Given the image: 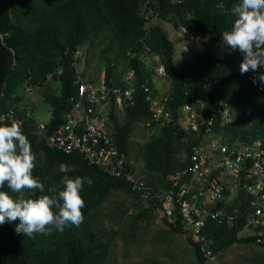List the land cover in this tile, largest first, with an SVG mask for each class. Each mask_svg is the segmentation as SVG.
<instances>
[{
    "label": "clouds",
    "instance_id": "clouds-1",
    "mask_svg": "<svg viewBox=\"0 0 264 264\" xmlns=\"http://www.w3.org/2000/svg\"><path fill=\"white\" fill-rule=\"evenodd\" d=\"M195 2L201 4V0H144L142 2L141 7L145 6L146 11H152L155 14L153 18L158 21L148 24L149 16L139 11L143 23L138 28V38L144 41V49L138 57V65L128 67L124 79H119L120 82H123L122 86L108 85L105 81L101 87L91 86L89 84L91 79L85 76L84 70H81L84 67L83 51L81 47H72L70 66L74 68L75 72L73 79L75 91L66 101L67 106L62 114L63 122L52 130L53 132L46 135L53 147L64 148L65 153L77 152L88 165L97 167L108 176L131 182L133 192L138 195L136 198L146 204L144 208L133 214V222L150 209L148 205L153 201H150L151 195H148L147 188L145 190L134 188L133 182L129 179V175H133L137 180L136 184L142 186L145 180L144 173L142 172L143 176H140L141 172L137 169L126 172L131 165V160H123L122 156L118 154L119 148L112 135L111 125L108 127L110 120L106 111L107 104L109 105L110 101L121 103L123 100L133 97L134 92L138 90L152 100L154 125L171 121V114L165 106L170 95L174 75L166 69L168 58L164 51H170V59L172 58V63L176 67L181 60L178 59V54L188 59V64L184 66L186 71L187 67L196 62L198 58L206 60L207 51L209 53V50H206L207 46H210L212 56L217 55L216 45H221L222 53L230 49L232 54L242 61L240 73H247L248 80L256 86L255 98H259L257 92H260L263 97V101L256 104H260L264 108V0H234L228 9L223 3L218 4L217 7L223 9L225 14L223 16L220 13L215 14L220 30V33L217 34L214 33L213 26L204 20L205 16L197 17L195 11L190 9ZM167 5L170 6L168 11L161 14ZM213 9L215 10V8ZM164 24H168L170 30L165 28ZM156 26L164 34L169 48L165 49L166 47L163 45H160V48L145 45L153 39L154 27ZM169 31H172L170 37L167 35ZM3 35L0 32V41ZM176 45L180 46L178 54ZM145 54L151 55L153 59L149 61L142 59L141 57ZM74 55L77 57L76 61L73 58ZM118 57H115L109 64L112 65V62ZM216 60L212 58V62L208 61L210 68L208 67L207 71L215 68ZM15 63L16 59L13 58L11 65ZM62 69L59 66L52 71L50 78L54 74L60 76L63 72ZM137 69L138 71H136ZM197 69L198 73L194 75L196 94L207 86L206 79H209L210 76L206 70ZM167 76L170 78V83L166 91L159 96L161 102L155 103L153 98L159 94L160 79ZM154 78L158 80L157 86L153 84ZM178 78L179 82L185 85L190 80V75H180ZM52 80L53 88L58 87V77L56 79L52 77ZM25 88L27 96L33 95L36 99L38 94L42 95L45 92L27 83H24ZM32 89H35L36 92ZM181 91L182 89H179V93ZM98 92L100 95H97ZM184 95H187L190 100L194 99V101L191 102L192 105L190 102H186L178 107L177 113L179 115L184 113L182 118L186 126L182 127L187 128L191 122L196 128L199 111H195V109L199 107L198 99H196V95L187 94L186 91ZM102 98L106 100L107 104L104 102L100 107L102 111H95L91 103L98 102ZM215 107L217 111L221 110L219 115L221 125L229 121L234 122L242 110L240 104L229 100H219L215 103ZM31 114V111L27 109L23 119L18 120L17 123L12 122L10 126H0V264H76L80 260L83 263L90 261V264H103L107 254L108 241L97 239L96 232L89 229V223H100L103 218V215L100 214V208L107 195L102 202L97 203L90 210V218H86L88 227L85 228L83 224L86 220L82 213L85 201L82 199L81 193L85 184L89 186L93 184L91 178L76 177L71 179L64 175L61 180L63 186L61 185L59 189L56 187L49 188L48 192L51 195L44 193L43 182L39 177L33 175L37 167L36 154L21 128L28 122ZM32 116L34 117L33 114ZM49 118L37 120L34 117L37 128L47 130ZM146 124L148 123L146 122ZM253 126V124H244L242 130L247 133ZM95 128L101 132V137H97ZM152 129H154L153 125ZM219 133L221 135L219 134L218 137L214 133L210 139H206L204 148L196 151L205 152L207 155V163L201 167L212 165L216 167V170L220 169L221 179H216L219 184H222L221 190L224 189L227 200L235 201L230 210H228L230 205L222 203L218 199L221 190L215 193L214 198H211V186L209 184L213 178H202L198 170H192L196 181L180 189L177 195L165 194L161 190L153 192L155 199L163 198L160 205L153 203L156 205L153 209L156 208L161 218L166 220L167 226H169L168 231L171 230L170 224L175 227L174 222L178 220L181 229L175 227L177 229L175 231H182L188 242L189 238L192 240V243L189 242L191 246L188 245L187 250L192 251V253L197 251L203 264L223 263L225 253L233 244L248 243L254 253L255 244L264 243V224H262L264 221V173L256 171L254 165L257 160L256 153L264 150V145L253 138H246L250 141L239 140L237 134L234 133V128L228 127L227 133H223L220 129ZM213 144L217 145V148H212ZM222 147L227 150L244 151L245 154L243 159L239 161L236 174L226 170L223 165V168L217 166V160L226 155V151L221 150ZM101 148H104L105 152L113 151L108 162L98 159V152ZM111 170L118 171V174ZM59 171L67 173L70 168L67 164L61 163ZM235 175L238 177L235 178ZM5 187L10 190V194L3 190ZM182 190L185 191L182 199L191 206L205 210L199 214L193 213L190 221L182 219L173 211L178 207L176 199ZM199 191H202L203 194L199 195ZM167 195H173L172 201H174L169 207L170 214L165 213L169 208L165 209L164 207V202L168 201ZM227 213L235 214L229 224L230 227L236 223H241L242 227L237 232L236 240L229 247L221 248L219 245H214L211 235H213V229L224 225L223 216ZM212 214L216 218H220L221 223L217 222ZM197 220H202L199 227L194 225ZM244 229H247V232L241 234ZM78 236L84 238L82 241L85 245L80 246L77 243ZM246 238H253L252 242L246 241ZM55 241L58 242L60 253L57 257L51 258L48 250ZM100 241L106 243L103 250L92 247ZM246 261L254 264L252 255L246 258ZM187 263L183 259H179V264Z\"/></svg>",
    "mask_w": 264,
    "mask_h": 264
},
{
    "label": "trees",
    "instance_id": "trees-1",
    "mask_svg": "<svg viewBox=\"0 0 264 264\" xmlns=\"http://www.w3.org/2000/svg\"><path fill=\"white\" fill-rule=\"evenodd\" d=\"M143 1L0 0V32L4 34L0 41V126H10L12 122L17 123L18 120L23 119L27 109L33 114L42 101L49 104L51 114L47 121V130L37 128L32 114L28 122L21 126L23 134L30 141L37 157V167L33 175L43 182L46 192L51 187L59 189L64 175L71 179L88 177L93 180L91 186L84 185L81 193L85 201V207L82 209L86 220L83 224L85 228L88 227L87 219L90 218V210L97 203L102 202L111 189L124 190L129 196L138 197V195L133 192L131 182L108 176L97 167L88 165L77 152L65 153L64 148L53 147L46 135L53 132L52 130L63 122L62 114L67 106L66 101L75 91L73 82L75 72L70 66L72 47L87 46L88 59L98 49V56L106 68L105 83L108 85H123L118 78L120 74L113 72L114 67L120 61L126 60L129 67L138 65V57L144 49V41L138 38V28L143 23V18L139 15ZM233 1L201 0V4L195 2L190 9L195 11L197 17L205 16L204 20L213 26L214 33L217 34L220 30L215 14L220 13L222 16L225 14L224 10L219 9L217 5L223 3L228 9ZM169 8L170 6L167 5L161 14H165ZM145 45L156 48L163 45L165 49L170 47L167 46L168 42L157 26L154 27L153 39ZM220 47L221 45L215 46L217 55L212 56L211 48L207 46L206 50H209V53L207 51L206 60L198 58L196 62L187 67L186 71L185 67L177 68L172 63L170 51H164L168 58L166 69L174 75L165 106L171 114V121L154 125L152 100L138 90L134 92L133 97L121 103L110 101L108 105L103 98L91 103L95 111H102L100 107L104 102L107 104L106 111L110 120L108 127L111 125L112 135L119 148L117 150L119 156H122L123 160H130V155L140 159V168H135L131 162L126 172L137 169L144 173L143 184L147 188L148 195H151L150 201L154 204L160 205L163 200V198L155 199L154 191L161 190L165 194L177 195L180 189L196 181L195 174L191 170L195 162L192 156L196 150L204 148V141L210 139L214 133L218 137L220 129L223 133H227L228 127L234 128V133L237 134L239 140L253 138L264 145V108L256 104L262 102L263 97L260 92H257L259 98H255L256 86L248 80L247 73H240L242 62L240 58L234 56L230 49H228L230 52L225 50L222 53L223 50ZM98 56L97 59H99ZM117 56L119 57L110 65L109 62ZM13 58L16 59V63L11 65ZM212 58L217 59L215 68L207 71L208 67L210 68L208 61L212 62ZM59 66L63 68L62 74L60 76L54 74L50 78V73ZM197 68L201 71L206 70L210 75L209 79H206L207 86L198 94H196L197 89L194 85V75L198 73ZM180 75H190L187 84L183 85L179 82L177 77ZM109 76L112 77L114 84L108 81ZM52 77L55 79L58 77L59 86L49 90L53 81ZM24 83L45 92L42 95L38 94L37 99L33 95L27 96ZM179 89H182L181 93ZM185 91L187 94L196 95L199 102V107L195 109L199 111L196 128L191 122L187 128L179 125L183 124V121L178 119H181L184 113L179 115L178 107L183 103L194 101L184 95ZM97 95L100 93L98 92ZM219 100L234 101L242 106L234 122L229 121L221 125L219 119L221 110L217 111L215 107V103ZM138 122H144L150 130L146 139L136 135L140 127ZM244 124L254 126L244 133L242 130ZM152 125L154 130H152ZM129 134H133V137L128 142ZM61 163L67 164L70 171L60 172ZM219 170L209 165L207 169L199 168L198 172L201 173L202 178L212 177L220 180L221 171ZM3 190L10 194L7 187ZM218 199L230 205L228 210L235 203L225 198L224 189L221 190ZM153 203L148 205L150 210L156 206ZM173 211L181 217L178 207ZM223 221L224 225L213 229V235H211L214 245H219L221 248L229 247L236 240L237 232L242 227L241 223L230 227L231 220L227 218V214L223 216ZM174 223L176 228L181 229L178 220ZM175 227L170 224L171 230H177ZM83 239L80 236L77 237V243L80 246L85 245ZM252 239L246 238L245 240L251 243ZM189 242L192 243L190 238ZM256 246L264 248V243L255 244L254 253L253 249L250 252L254 264H261L264 254L260 252L264 249L256 250ZM92 247L103 250L106 243L100 241ZM189 252L192 253V251ZM48 253L51 258L59 255L60 249L57 241L49 248ZM194 253L197 264H203L199 253L197 251ZM169 256L174 264H179L176 250L171 251ZM76 264H90V261L83 263L80 260Z\"/></svg>",
    "mask_w": 264,
    "mask_h": 264
},
{
    "label": "rangeland",
    "instance_id": "rangeland-1",
    "mask_svg": "<svg viewBox=\"0 0 264 264\" xmlns=\"http://www.w3.org/2000/svg\"><path fill=\"white\" fill-rule=\"evenodd\" d=\"M141 13L149 16L148 24L155 23L158 20L153 18L155 14L152 11H146L145 6H142ZM165 28L170 30L168 24H164ZM171 32H168V37L171 36ZM87 46H82L81 49L84 54V67L81 70L85 72V76L89 77L91 86L101 87L105 81L106 70L103 66L100 57L98 56V49L92 53V56L87 60ZM180 49L179 45H176V51ZM97 56L99 59H97ZM181 59L177 63L178 68L186 66L189 62L180 54L177 55ZM76 61V55L73 56ZM142 59L149 61L152 60V56L145 54ZM182 58H184L182 60ZM126 60L120 61L113 69L114 73H119L122 77H118L123 80L126 75L125 71L128 68ZM125 73V74H124ZM108 81L114 84L111 76L108 77ZM96 83V84H95ZM170 83V78L167 76L164 79H160L159 82V94L153 98V101L161 102L159 99L160 94L166 91L167 86ZM153 84L158 85L157 78H154ZM54 83H51L50 89L53 88ZM32 91L36 92L35 89ZM51 107L48 103L42 101V103L34 111L33 115L37 120H44L50 117ZM148 123V122H147ZM139 129L136 135L141 136L142 139H146L148 136L149 128L144 122H138ZM131 134L129 135L128 142L131 141ZM134 139V138H133ZM132 165L135 168H140V159L129 157ZM140 176H143L140 173ZM133 195L129 196L124 190L111 189L105 201L100 208V214L103 215L100 223H89V229L96 232L97 239L107 240L108 248L103 264H174L170 259V252L176 250V255L179 259H183L185 262H191V264H197L194 253L187 250L189 242L186 236H183L182 231H168L169 226L165 219L161 218L156 208L152 210L148 209L145 213L141 214L133 222V214L144 208L146 204L138 200ZM137 201V204L135 202ZM247 232L244 229L241 234ZM191 246V245H190ZM251 247V246H250ZM248 243L239 242L229 247L223 257V263L220 264H250L246 261V256H250V249ZM164 248V249H163ZM263 250L264 248L256 246V250ZM170 250V251H169ZM190 250V248H189ZM264 254V250L260 252ZM262 256V255H261ZM264 263V259L261 264ZM188 264V263H187Z\"/></svg>",
    "mask_w": 264,
    "mask_h": 264
},
{
    "label": "built area",
    "instance_id": "built-area-1",
    "mask_svg": "<svg viewBox=\"0 0 264 264\" xmlns=\"http://www.w3.org/2000/svg\"><path fill=\"white\" fill-rule=\"evenodd\" d=\"M192 126H194V124H192ZM95 132L97 133V137H101L102 134L101 132L95 128ZM94 141H96V139H94ZM217 148V145H212V148ZM221 150L226 151V155L223 156L222 159L217 160V166L222 167V165L224 166V168L228 171H231L233 173H237L238 172V165H239V161L243 159L244 156V151H239L236 149H231V150H227L224 147L221 148ZM196 153H194V155L192 156L193 160L195 161L191 170L196 171L199 168H201V166H203V164L206 165L207 163V155L205 152L202 151H195ZM113 154V151L111 152H105L104 148L99 149L98 152V159L100 160H104L105 162H108L111 158V155ZM256 158L257 160L255 161L254 165L256 167V171L264 173V150H260L259 152L256 153ZM223 168V167H222ZM205 169H207V167H205ZM112 172H115L116 174H118V171H114L111 170ZM224 172H226L223 169ZM235 178L238 177V175L234 176ZM129 179L133 182V186L134 188L137 189H142L145 190L146 186L144 184H142V186L140 184H136V178L133 175H129ZM219 181L216 178H213L209 184V186H211V198H214L215 193L220 191L222 188V184L218 183ZM184 190H182L179 193V197L176 199L177 200V206L179 209V213L181 214L182 219H186L187 221H190L192 218V214H199L201 212H205V210H203V208L198 209L194 206H191L186 200L182 199L181 197L184 194ZM199 195L203 194L202 191L198 192ZM167 202H164V207L169 208L170 204L173 203L174 201H172L173 199V195H167ZM176 207V206H175ZM236 211V210H235ZM165 213L170 214L171 210L170 208L168 210L165 211ZM212 217L215 218L217 220V222L221 223V219L220 218H216L214 214H212ZM235 217V214L233 213H227V218L232 220ZM202 224V220H197L194 225L195 227H199V225ZM262 224H264V221L262 222Z\"/></svg>",
    "mask_w": 264,
    "mask_h": 264
},
{
    "label": "crops",
    "instance_id": "crops-1",
    "mask_svg": "<svg viewBox=\"0 0 264 264\" xmlns=\"http://www.w3.org/2000/svg\"><path fill=\"white\" fill-rule=\"evenodd\" d=\"M178 120H182L183 121V124H179V125H181V126H186V124H184V119L183 118H181V119H178ZM152 130H154V129H152ZM133 135V134H132ZM131 135V136H132ZM45 186V185H44ZM46 195H50L48 192H44Z\"/></svg>",
    "mask_w": 264,
    "mask_h": 264
}]
</instances>
